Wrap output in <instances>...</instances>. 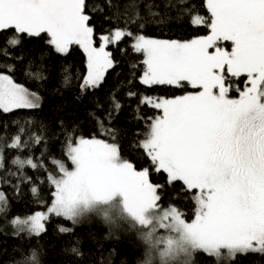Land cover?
Here are the masks:
<instances>
[{
	"label": "snow or ice",
	"instance_id": "6c2138e0",
	"mask_svg": "<svg viewBox=\"0 0 264 264\" xmlns=\"http://www.w3.org/2000/svg\"><path fill=\"white\" fill-rule=\"evenodd\" d=\"M105 3L110 5V0ZM86 8V0H0V34L12 33L0 37L4 40L0 54L8 55L7 48L19 46L25 36L41 34L61 54L79 45L87 54L88 67L82 87L95 88L113 65L108 45L129 37L134 38L133 50L145 56L142 83L187 84L198 89L171 99L143 97L141 103L161 114L152 119L145 138L137 144L151 169L166 174V183L181 182L177 196L195 190V218L186 222L175 206L163 207L158 194L163 185L151 182L149 168L137 170L122 158L118 145L80 138L68 144L73 168L55 162L61 175L48 177L54 199L47 212L13 223L20 231L39 236L49 215L77 222L96 206L118 201L120 219L143 228L140 235L146 244L164 245L161 257L190 256L194 249L217 257L222 249L230 257L264 253V0H207L210 19L198 14L191 17L194 25L210 29L204 37L169 41L115 29L98 36L100 47L95 46L96 30ZM224 42H230V51ZM8 67L12 70L13 66ZM241 76L246 78L243 88L234 86L233 78ZM233 88L238 98L229 96ZM39 103L35 93L0 74V109L4 112L38 108ZM115 107L119 109L118 102ZM40 140L36 137L34 142ZM26 146L19 135L11 145ZM14 163L20 168L42 166L31 158H17ZM32 192L37 194L36 187ZM0 204H7L2 192ZM104 216L110 218L107 211ZM161 231L175 236L154 239ZM35 259L33 253L28 264Z\"/></svg>",
	"mask_w": 264,
	"mask_h": 264
},
{
	"label": "trees",
	"instance_id": "16d2710c",
	"mask_svg": "<svg viewBox=\"0 0 264 264\" xmlns=\"http://www.w3.org/2000/svg\"><path fill=\"white\" fill-rule=\"evenodd\" d=\"M86 4V12L92 17L90 23L95 26L96 41L99 35L117 28L167 40H189L210 33L206 25L191 22L196 14L210 19L207 0H110V5L105 0H86ZM96 8L103 11H94ZM11 34L9 30L0 37ZM47 40L46 34L25 36L19 46L7 48L8 55L0 54V74H9L14 82L40 97L38 108L7 113L0 109V152L3 153L0 192L7 200L6 205L0 204L3 209L0 210V264H28L33 253L36 259L32 264H146L150 248L141 238L143 228L134 227L128 220L115 226L98 208L77 222L49 215L45 231L39 236L20 231L13 221L44 210L52 203L54 187L48 177L60 175L57 161L72 166L68 144L80 137L118 145L122 158L132 162L137 170L149 168L151 182L163 185L158 189L163 207L175 206L183 219H194L195 190L193 194L177 196L181 182L166 183V174L154 172L144 152L137 147L152 119L161 114L160 110L141 103V99L176 96L193 88L187 84L176 87L142 83L145 56L133 50L134 38L129 37L108 46L113 65L105 70L99 86L84 88L88 67L83 48L73 44L65 55L56 52ZM0 47H4L2 38ZM232 83L243 88L246 78H233ZM229 94L238 95L234 88ZM116 102L120 105L118 110ZM17 135L26 147H11ZM36 137H41L39 143L34 142ZM17 158H31L42 166L20 168L14 163ZM33 187L37 189L36 195ZM60 228L69 231L61 232ZM73 248L77 249L76 253ZM221 252L217 257L194 249L188 259L165 264H264V253H237L230 257L227 250Z\"/></svg>",
	"mask_w": 264,
	"mask_h": 264
},
{
	"label": "rangeland",
	"instance_id": "374dc122",
	"mask_svg": "<svg viewBox=\"0 0 264 264\" xmlns=\"http://www.w3.org/2000/svg\"><path fill=\"white\" fill-rule=\"evenodd\" d=\"M200 16V15H199ZM117 29H124V28H117ZM115 30V29H114ZM105 34H108V33H105ZM138 35H141V34H138ZM147 37V36H146ZM198 37H204V36H197V37H194V38H198ZM147 38H152V37H147ZM192 38V39H194ZM152 39H158V38H152ZM160 40H167V39H160ZM191 40V39H189ZM189 40H169V41H181V42H186V41H189ZM94 41H95V46L96 47H100L101 44H100V40L96 41L95 38H94ZM133 43H134V40H133ZM109 46V45H108ZM223 47H225L226 49H228L229 51L231 50V44L229 42V44H226V42H224L223 44ZM106 51H109L110 52V49L109 47L106 48ZM87 59V58H86ZM145 71H146V68H145ZM144 71V72H145ZM143 72V73H144ZM2 74H6V73H2ZM6 75H9V74H6ZM10 76V75H9ZM143 76V74H142ZM142 76H140L142 78ZM142 80V79H141ZM16 83V82H15ZM234 86H237L236 84H234ZM24 87V86H23ZM25 88V87H24ZM27 89V88H26ZM194 91H198V89H192V90H189V91H186L184 92V94H179V95H176V96H171V97H152V98H155V99H171V98H175V97H179V96H183V95H186L188 94L189 92H194ZM29 92L31 93H35L33 91H30ZM38 97L39 95L37 93H35ZM229 96L231 98H238V95L234 96V95H230ZM145 97H151V96H145ZM40 98V97H39ZM40 104V103H39ZM80 138H83V139H90V138H85V137H80ZM79 138V139H80ZM78 139V140H79ZM91 139H97V138H91ZM77 140V141H78ZM99 140V139H98ZM76 141V142H77ZM75 142V143H76ZM73 143V145L75 144ZM57 162H62L64 164L63 161H57ZM65 165V164H64ZM66 168H68L69 170H71L73 168V164L71 167H68L67 165H65ZM61 175V173H60ZM51 206V204L44 210H39L35 213H38V212H47L48 208ZM0 208H2V206H0ZM96 208H98L99 211H101V214L104 216V213L107 211L109 213V219H107L111 224L115 225V226H121L123 225L127 220H122L120 219V210H119V205H118V201H114L112 204L110 205H98L96 206ZM33 213V214H35ZM33 214H30L28 216H25V217H16L15 219L17 218H20V219H23V218H26V217H30L32 216ZM105 217V216H104ZM183 218V217H182ZM14 219V220H15ZM194 220V219H192ZM191 221H186V222H192ZM17 226V225H16ZM18 227V226H17ZM144 231V229H142V232ZM168 235H173L175 236L174 233H170L168 231H161V232H157L154 234V239L156 238H159V237H162V236H168ZM150 250L148 251V257H147V261L150 260V262H154V263H158V264H165L166 262H172V261H180V260H185V259H188L189 256H185L183 255L182 253L175 257V258H171V257H161L160 255V252L163 250V247L164 245L163 244H160L158 247H155L153 248L150 244H148Z\"/></svg>",
	"mask_w": 264,
	"mask_h": 264
}]
</instances>
